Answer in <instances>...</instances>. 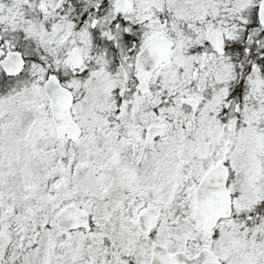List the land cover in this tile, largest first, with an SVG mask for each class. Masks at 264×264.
<instances>
[{
  "label": "snow or ice",
  "instance_id": "1",
  "mask_svg": "<svg viewBox=\"0 0 264 264\" xmlns=\"http://www.w3.org/2000/svg\"><path fill=\"white\" fill-rule=\"evenodd\" d=\"M0 264H264V0H0Z\"/></svg>",
  "mask_w": 264,
  "mask_h": 264
}]
</instances>
